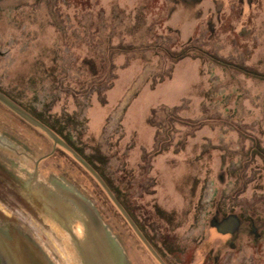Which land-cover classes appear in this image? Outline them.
<instances>
[{
    "label": "rangeland",
    "instance_id": "rangeland-1",
    "mask_svg": "<svg viewBox=\"0 0 264 264\" xmlns=\"http://www.w3.org/2000/svg\"><path fill=\"white\" fill-rule=\"evenodd\" d=\"M0 94L98 171L165 264H264V0H0ZM0 163L86 202L120 264H158L94 178L1 103ZM17 201L0 177L2 235L82 264L57 219ZM226 216L235 240L234 220L213 226Z\"/></svg>",
    "mask_w": 264,
    "mask_h": 264
},
{
    "label": "flooded vegetation",
    "instance_id": "flooded-vegetation-1",
    "mask_svg": "<svg viewBox=\"0 0 264 264\" xmlns=\"http://www.w3.org/2000/svg\"><path fill=\"white\" fill-rule=\"evenodd\" d=\"M52 151L54 152V148L51 149V152ZM50 154L46 156V158L49 157ZM44 159L45 158H42L32 163L31 177L37 176V172L40 170L39 162ZM96 173H98V171H96ZM98 175L104 181L99 173ZM0 177L5 184V188L16 196L18 204L25 203L34 213L36 209L38 212H41L46 219L48 218L47 215H52L58 220L62 230L72 240L73 248L81 259L82 264H120V257L117 255L115 242L110 241L106 235L98 214L81 198L68 192L65 188L57 186L55 183H53L52 188L48 190L46 187L41 190L39 185L30 184L31 182L26 184L21 176L9 170L7 166L2 163H0ZM14 182L23 186V189H25L24 184L29 187L27 191H24L27 193L25 196L21 195V190L14 186ZM15 189H18V192H16ZM112 194L119 202L116 194L114 192H112ZM75 215L77 217H75ZM224 220H226L225 225L222 224ZM233 220L236 226L226 237L227 240H235L239 234L242 223L239 218L234 217V219H229V217L226 216L225 218L218 219L214 217L212 222L214 227L222 228L224 226L225 228V226L227 227L229 224H233ZM72 222L81 224L80 231L78 229H73ZM256 231V227L251 225L250 232L253 236ZM23 234V236L29 237L26 232ZM256 237L258 238V235ZM30 240H32V242H7L6 247L9 253L12 254L14 252V254H7L5 259H0V264H52L45 258L37 242L33 239ZM231 245L233 248V244ZM15 252L17 255H15Z\"/></svg>",
    "mask_w": 264,
    "mask_h": 264
},
{
    "label": "water",
    "instance_id": "water-1",
    "mask_svg": "<svg viewBox=\"0 0 264 264\" xmlns=\"http://www.w3.org/2000/svg\"><path fill=\"white\" fill-rule=\"evenodd\" d=\"M0 103L4 105L6 108H8L10 111L18 115L20 118L31 124L32 126L40 129L42 132H44L54 143V145H59L63 149H65L73 158L74 160L80 164L93 178L94 180L99 184V186L102 188V190L105 192L107 197L110 199V201L113 203L115 208L118 210V212L122 215L124 220L127 222L133 233L136 235V237L139 239V241L143 244V246L147 249V251L151 254V256L158 262V264H165L161 258L158 256V254L154 251V249L151 247V245L148 243V241L144 238V236L141 234L135 223L131 220V218L128 216L126 211L123 209V207L120 205V203L116 200V198L113 196L112 192L109 190V188L106 186L104 181L100 178V176L75 152L73 151L67 144H65L62 140H60L50 129H48L45 125H43L41 122L30 116L27 112L10 102L6 97L0 94ZM7 242H28L26 240V237L23 235L18 234L17 232H8L0 233V259H5L7 254L9 253L6 243ZM14 254V252L12 253ZM11 254V255H12ZM15 255L17 253L15 252ZM14 255V256H15Z\"/></svg>",
    "mask_w": 264,
    "mask_h": 264
}]
</instances>
